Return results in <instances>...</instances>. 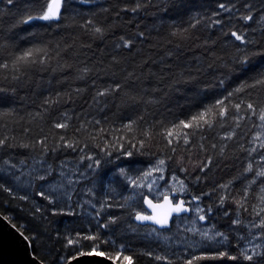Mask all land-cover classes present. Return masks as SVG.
Masks as SVG:
<instances>
[{"label": "snow or ice", "instance_id": "1", "mask_svg": "<svg viewBox=\"0 0 264 264\" xmlns=\"http://www.w3.org/2000/svg\"><path fill=\"white\" fill-rule=\"evenodd\" d=\"M3 205L34 264H264V0H0Z\"/></svg>", "mask_w": 264, "mask_h": 264}, {"label": "water", "instance_id": "2", "mask_svg": "<svg viewBox=\"0 0 264 264\" xmlns=\"http://www.w3.org/2000/svg\"><path fill=\"white\" fill-rule=\"evenodd\" d=\"M32 246L26 244L0 213V264H34ZM95 264H117L104 257H94ZM72 264H77L73 261Z\"/></svg>", "mask_w": 264, "mask_h": 264}, {"label": "trees", "instance_id": "3", "mask_svg": "<svg viewBox=\"0 0 264 264\" xmlns=\"http://www.w3.org/2000/svg\"><path fill=\"white\" fill-rule=\"evenodd\" d=\"M24 30L29 31V30H31V27L26 25V26H24ZM32 127H33V132L37 131V125L34 124ZM45 130L47 131V128H45ZM0 213L3 216H5V215L15 216L16 219L13 220V223H17L18 226H21V225H24L27 223L26 217H23L21 215V213L19 212V210L16 209L14 206H12V207H9L7 205L0 206ZM21 230H24V229L21 228ZM26 234H28V233H26ZM117 243H119V241ZM60 247H62V245L58 244L57 248H60ZM98 250L114 255L115 252L118 250V248L113 247L111 245H108V246L101 247ZM135 251H138V248H134L133 252H135ZM34 254L39 259V254L38 253H34ZM50 258L51 257H49V259ZM116 262L120 263V260H116ZM136 264H151V262L147 258L140 257L136 260Z\"/></svg>", "mask_w": 264, "mask_h": 264}, {"label": "bare ground", "instance_id": "4", "mask_svg": "<svg viewBox=\"0 0 264 264\" xmlns=\"http://www.w3.org/2000/svg\"><path fill=\"white\" fill-rule=\"evenodd\" d=\"M115 263L120 264V263H118V262H116V261H115Z\"/></svg>", "mask_w": 264, "mask_h": 264}, {"label": "rangeland", "instance_id": "5", "mask_svg": "<svg viewBox=\"0 0 264 264\" xmlns=\"http://www.w3.org/2000/svg\"><path fill=\"white\" fill-rule=\"evenodd\" d=\"M126 263V262H125Z\"/></svg>", "mask_w": 264, "mask_h": 264}]
</instances>
